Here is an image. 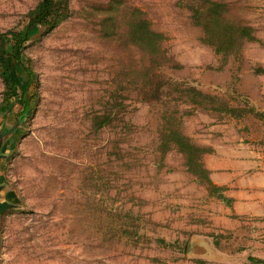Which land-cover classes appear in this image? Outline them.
I'll use <instances>...</instances> for the list:
<instances>
[{
	"label": "rangeland",
	"instance_id": "rangeland-1",
	"mask_svg": "<svg viewBox=\"0 0 264 264\" xmlns=\"http://www.w3.org/2000/svg\"><path fill=\"white\" fill-rule=\"evenodd\" d=\"M39 1L0 0V34L24 37ZM110 1L69 0L53 31L27 32L23 58L36 78L25 98L26 70L0 48V131L13 128L0 200L16 205L0 214V264H264L262 221L218 225L226 211L216 192L162 147L167 127L197 143L214 120L264 116L255 106L264 103V0H218L255 36L231 54L203 40L193 20L202 0H121L166 37L158 99L126 84L142 55L125 23L104 32ZM189 86L215 96L217 109L190 103ZM106 112L111 124L96 127Z\"/></svg>",
	"mask_w": 264,
	"mask_h": 264
},
{
	"label": "trees",
	"instance_id": "trees-1",
	"mask_svg": "<svg viewBox=\"0 0 264 264\" xmlns=\"http://www.w3.org/2000/svg\"><path fill=\"white\" fill-rule=\"evenodd\" d=\"M193 10L194 23L201 25L204 29L203 40L213 45L218 53H238L245 41L255 39L252 28L233 15L230 5L226 2L202 0L201 4L193 6ZM105 11L106 15L102 21L104 32L109 35L114 30L113 25L116 26L118 22L125 23L126 36L142 55L138 61V67L133 69L132 74L131 72L127 74L126 84H135L143 99H158L165 85L159 68L168 60L167 52L163 47V41L166 38L164 33L152 28L149 19L140 8L123 6L121 0H111ZM70 15L69 0H40L26 14L28 20L26 30L28 32L36 26H41L44 28L43 35H47ZM27 32L24 37L22 32L13 30L0 34L2 51L12 56L15 62L23 65L26 70L28 78L24 86L23 98L36 78V73L29 64H25L23 58L24 45L29 39ZM7 35L13 36L10 52L7 50ZM182 91L189 96L190 103L203 106L205 109H217L214 105L215 96L194 86L184 87ZM25 107L27 110V105ZM112 119V113L106 112L102 115L95 114L93 120L94 125L100 128L110 125ZM162 147L167 151L171 148L179 151L183 155L187 172L191 173L200 183H205L208 188H211L210 193L216 192L218 199L227 203L231 202V199L223 194L224 188L213 183L209 170L205 166L203 158L211 151L209 147L194 143L178 126L166 128ZM169 245L174 244L169 243ZM250 259L256 258L250 257ZM258 261L262 260L258 259Z\"/></svg>",
	"mask_w": 264,
	"mask_h": 264
},
{
	"label": "crops",
	"instance_id": "crops-1",
	"mask_svg": "<svg viewBox=\"0 0 264 264\" xmlns=\"http://www.w3.org/2000/svg\"><path fill=\"white\" fill-rule=\"evenodd\" d=\"M255 106L264 112V103ZM202 132L197 144L211 149L203 158L210 178L231 199H219L226 214L218 225L230 227L235 218L258 219L264 226V116L214 120Z\"/></svg>",
	"mask_w": 264,
	"mask_h": 264
},
{
	"label": "water",
	"instance_id": "water-1",
	"mask_svg": "<svg viewBox=\"0 0 264 264\" xmlns=\"http://www.w3.org/2000/svg\"><path fill=\"white\" fill-rule=\"evenodd\" d=\"M13 131V128H10L8 130L0 131V166H1V159L4 157L2 154V147L3 143L5 141V138ZM4 188V185L0 184V196L2 193V190ZM16 207V205L12 202H9L7 200H0V214L4 213L7 210H10L12 208Z\"/></svg>",
	"mask_w": 264,
	"mask_h": 264
}]
</instances>
